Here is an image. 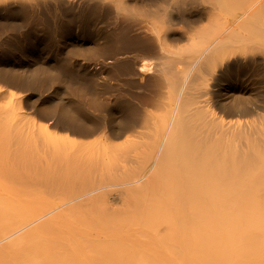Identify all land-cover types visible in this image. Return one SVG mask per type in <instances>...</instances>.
<instances>
[{"label": "bare ground", "instance_id": "obj_1", "mask_svg": "<svg viewBox=\"0 0 264 264\" xmlns=\"http://www.w3.org/2000/svg\"><path fill=\"white\" fill-rule=\"evenodd\" d=\"M8 32L35 48L24 66L0 53V79L27 91L60 83L27 105L72 153L56 164L41 141L37 163L0 164V190L27 178L53 196L113 203L125 187L133 205L125 217L107 214L115 203L98 216L60 209L0 247V264H264V0H0V37ZM89 138L102 147L88 149ZM14 195L0 193V238L32 216Z\"/></svg>", "mask_w": 264, "mask_h": 264}, {"label": "rangeland", "instance_id": "obj_2", "mask_svg": "<svg viewBox=\"0 0 264 264\" xmlns=\"http://www.w3.org/2000/svg\"><path fill=\"white\" fill-rule=\"evenodd\" d=\"M112 26V25H111ZM110 29V30H109ZM114 29V27H105V32H107V33H109V32H111V30H113ZM74 31H79V29L77 28V29H73ZM15 34V35H14ZM1 38V40H0V53H1V55H4V57H3V62H7V64L8 63H10V64H15V63H17L19 60V65L21 64V66H24L25 64H27L25 61H24V63H23V60H21L22 59V56H23V54H27V55H30L31 54V52L34 50V48H35V46H31V45H34L33 44V42H31L28 38H27V36H24V35H22L21 33H14V32H8L7 33V35L6 34H3V36H1L0 37ZM8 38V39H7ZM8 43H11V44H9V45H11V46H13L12 48H11V46H9L8 45ZM18 43V44H17ZM17 44V45H16ZM2 46V47H1ZM19 46V47H18ZM23 46H24V48H23ZM9 47V48H8ZM22 47V48H21ZM31 47V48H30ZM32 47H34V48H32ZM28 48V49H27ZM10 49V50H9ZM25 49V50H24ZM27 49V50H26ZM11 50L13 51V50H15V52H14V54L12 53L11 54ZM8 51H10V52H8ZM18 51L20 52V53H18ZM26 52V53H25ZM29 52V53H28ZM16 53V54H15ZM18 53V54H17ZM6 54H11L10 56H8V58H6L7 57V55ZM19 54H21V57L19 56ZM15 55V56H14ZM6 56V57H5ZM17 56V57H16ZM19 56V57H18ZM14 57V58H13ZM86 57V58H85ZM8 59V60H6V59ZM13 58V59H12ZM82 58V59H81ZM80 59H79V61L80 62H82V64H92V65H90L89 66V70L91 71V72H93L94 71V73L95 74H97V76L100 78L99 80V82L100 83H102V82H109L108 81V79H106V77H105V72H103L105 69H104V66L101 64V62H100V60L99 59H97V58H93V57H88V56H83V57H81ZM12 59V60H11ZM14 59H16V60H14ZM87 59H92V60H87ZM5 60V61H4ZM14 60V61H13ZM40 60V59H39ZM17 61V62H16ZM87 63H86V62ZM89 61H91V62H89ZM93 64L95 65V66H93ZM92 69H93V71H92ZM89 71V72H90ZM103 72V73H102ZM147 77V76H146ZM57 84H56V86L54 85L55 84V82H51V83H48V84H46V85H48V86H46V85H43V86H41V87H38V88H36V89H34V90H25V89H21V88H19V87H17V86H14V85H10V84H7V83H5L3 80H1L0 79V86H2V87H0V88H3V91L6 93L7 92V96L6 95H1L2 94V92L0 91V95L1 96H3L4 98H5V96H6V98L8 97V98H10L9 100H3L2 102H0V109H1V106H3L2 108V111H5L4 110V107H6V106H10L8 109H7V107H6V112L7 111H9L8 113H6V112H2V111H0V116L1 117H3V116H5V114L3 115L2 113H6V116L8 117L7 119H9V120H7V121H9V122H7L6 121V116H5V121H6V123H8V124H6V123H4V122H2L4 119H2V121H0V129L2 128V127H4V128H2L1 130H0V132L2 133V131L4 132L5 130H6V132H8V133H6L5 135L7 136V137H5V135H1L0 134V151L1 152H3L2 151V148L1 147H3V150H4V152H5V156H4V158L2 157V154L4 155V153H0V156H1V158H2V160H1V158H0V164L1 165H8V164H6L7 162H9V159H12L11 160V164L12 163H14L13 165H16V163L18 164V162L19 163H21V164H24L26 161H24V160H27L28 162H34L35 161V163H37V159H39V157L41 158V156L43 155L42 154V150L44 149V147L47 145V147L46 148H48V150H50L51 152H50V154L52 155V157L54 158V162L57 164V162H58V164H62L63 163V158H59V156L61 157H68V155H70L71 153H72V151L70 150L69 151V149H66V146H69L68 145V143L67 142H65L64 141V139H62L61 138V136L62 135H64L65 134V132H63V131H59V130H55L56 132H57V135L56 134H54V132L55 131H53L54 129H51L52 130V132H53V134H54V136L52 135V137H53V142H52V140H51V133L52 132H47V130H43L42 128H44L43 127V125L47 122V120H45L42 116H41V114L36 110V109H34L32 106H29V105H27V101H28V99H35V100H38V101H40V99H43V98H46V97H49V96H51L52 94L54 95L55 94V92L58 90V87L60 86V83L59 82H56ZM110 83V82H109ZM258 85L259 86H261L260 88L262 89V90H264V82H259L258 83ZM5 86V87H4ZM5 88H6V91H5ZM12 90V91H11ZM25 90V91H24ZM53 90V91H52ZM37 91V92H36ZM138 91H140V90H138ZM13 92V93H12ZM29 93V94H27V93ZM33 92V93H32ZM51 92V93H50ZM141 92H143V90H141ZM30 93H31V95H30ZM24 94V95H23ZM26 94V95H25ZM38 95H40V96H38ZM25 96V97H24ZM37 96V97H36ZM42 96V98H40ZM2 97V99H4ZM34 97V98H33ZM39 97V98H38ZM15 98V99H14ZM25 98V99H24ZM12 99H13V102H12ZM21 101H20V100ZM24 99V100H23ZM112 99H114V97L113 96H106V97H103L101 100L103 101V102H105V103H107V104H111L112 102H113V100ZM0 100H1V98H0ZM19 100V101H18ZM35 100H32V101H35ZM10 103H12V104H10ZM6 105V106H5ZM22 112V113H21ZM24 115V117H23V115ZM31 114V115H30ZM10 117V118H9ZM31 117V118H30ZM38 119V121L40 120V123L41 122H43V123H41V126H42V128H41V126L39 127V125L38 124H40V123H38L37 122V119ZM24 118H30L29 119V125L30 126H28V122L27 121H25V123H27V125H26V127L24 126V128H23V125H24ZM1 120V119H0ZM13 120H15L14 121V123H12L11 124V121H13ZM28 120V119H27ZM1 123H2V125H4V126H2L1 125ZM4 123V124H3ZM5 124L6 125H8V126H5ZM43 124V125H42ZM13 126V127H12ZM27 126L28 127H33V130L31 131L30 129H28L27 128ZM35 126V127H34ZM21 127L23 128V130L21 129ZM29 130V131H27V134L25 133V136H29V135H31L32 134V136H34L33 138L32 137H30L29 136V138H27L26 137V139H25V136H23L22 134H24V133H22L21 131H24V130ZM21 130V131H20ZM50 130V131H51ZM46 131V132H45ZM33 132V133H32ZM31 133V134H30ZM39 134V135H38ZM50 135V136H49ZM55 135H56V137H55ZM4 136V140H3V137ZM24 138H23V137ZM38 137H41L40 139L38 138ZM50 137V138H49ZM77 137V136H76ZM35 138V139H34ZM36 138H38V140L36 141ZM49 138V139H48ZM55 138V139H54ZM57 138V139H56ZM30 139V140H29ZM35 140V143L36 144H39V145H34L33 144V142H34V140ZM92 138H89V139H85V140H91ZM94 140H91L92 142H90V143H94L95 145H91L90 143H89V141H88V143H87V141H85L87 144H90L89 146L87 145V147H88V149L89 148H93V149H96L97 148V146H99V147H102V145H103V139H96V138H93ZM29 140V141H28ZM58 140V142L56 143V141ZM99 140V141H98ZM101 140V141H100ZM20 141L22 142V143H20ZM41 141H43V143L44 144H46L45 146H44V144H42L41 145ZM48 141H51V142H48ZM96 141H98V142H96ZM12 142H13V144H12ZM16 144H15V143ZM39 142V143H38ZM96 142V143H95ZM100 142V143H99ZM51 144L52 146H49V144ZM57 144V146H55V144ZM18 144V145H17ZM102 144V145H101ZM3 145H5V148H4V146ZM22 145V148H20L19 146H21ZM54 145V146H53ZM97 145V146H96ZM17 146V147H16ZM39 146H41L42 147V149H41V147H39ZM44 146V147H43ZM49 146V147H48ZM51 147V148H50ZM70 147V146H69ZM86 147V148H87ZM18 148V150H20V149H25L26 151H27V153H26V151H25V153L26 154H23L24 153V149H23V151H20V152H17L16 154H15V152L17 151V150H15V152H14V149H17ZM20 148V149H19ZM53 148H54V150H53ZM88 149H86V150H88ZM61 150H63L62 152H61ZM122 150V149H121ZM12 151V152H11ZM54 151H55V155H53V153H54ZM65 151V152H64ZM69 151V152H68ZM118 151V153H120V154H123V151H120V150H117ZM21 152H23V153H21ZM57 152H58V154H57ZM73 152H75V151H73ZM122 152V153H121ZM8 153V154H7ZM19 153L21 154V156L19 155ZM28 153H29V155H28ZM60 153H62V155H59ZM32 154V155H31ZM63 154H64V156H63ZM20 157H19V156ZM13 156H16V157H13ZM29 156V157H28ZM31 156H33L34 157V160L32 161V157ZM24 157H25V159H24ZM31 157V158H30ZM19 158V159H18ZM17 160H18V162H17ZM57 161V162H56ZM10 165V164H9ZM139 169H137L136 168V170H135V172L133 173V174H137L136 173V171H139L140 172V168L141 167H138ZM150 173H151V171H149ZM149 173V174H150ZM148 174V175H149ZM148 175L145 177V179L143 180V181H141L140 183H138V184H134V185H136V186H134V185H132L133 187H137V186H142L143 184H144V181L146 180V178L148 177ZM18 179V181L19 182H17V183H11V181L10 182H8L9 184H7L6 186H3L2 188H1V190H0V193L2 194V193H5V191L8 189H10V190H12V191H14V192H16V195H14V196H12V197H14L15 199H14V201L13 202H17V204L15 203V205L17 206V205H19V204H30L31 206H32V209H31V214H32V216H31V218H29V223H24V225L22 226L21 225V227H19L18 226V228L16 227L13 231H11V232H9L8 234H4L5 236H3L2 238H0V247H3V246H5V243H10L11 241H13V240H15L16 239V237L18 238L19 237V235L21 236L22 234H25V233H27L28 232V230L30 231L31 229H33V228H35V227H37L38 225H41V224H43V222H44V220L42 219V218H44L46 221L45 222H47V221H49V220H51V218H54V217H56L57 215H61V212L59 213V210L61 209L62 210V214L64 213V212H66V210L68 209V210H70V208H72V207H75V208H77V211H76V209H74L73 208V211H75V215H77V213H78V215L79 216H83L82 214V212L84 211V214H86L88 211V216H90V215H94L95 214V216H98V213L96 212V211H99L98 209H102V205L103 204H107V205H113L114 203H115V205L119 208V209H115V213H112V212H114V210H112V211H106L107 212V214L109 213V214H111L112 216L113 215H115V216H117V217H125V216H128L127 214H129L131 211H130V207H129V205H133L132 203H133V200H131V195L129 196L128 194H126L125 195V193L127 192V191H129V189L127 188H125V187H123V188H120L121 189V194H122V198H124V200L126 201V203L128 202V204H126L125 203V201H123V202H121L120 200H118V201H114L113 203H112V201H110V199H109V201H107V200H105V198L104 199H102V198H100V199H93L94 200V202H96L97 204H98V206H97V204L95 203V204H93L94 202H92L93 200L92 199H89V198H87L88 199V202L87 203H85V200H84V198L86 199V197H84V198H80L82 201H80V200H78V199H75L74 200V197H72V199L71 200H69L70 198H71V194L69 195V193L67 194V191H66V193H64V194H60V193H62L63 191L62 190H58V189H56V192L57 193H55V194H59L57 197H56V195L54 194V196L52 195L53 194V192H52V194H51V192L50 193H47V192H44L43 191V189H42V186H41V184L40 183H38V182H35V180H30V179H27V178H17ZM1 180V179H0ZM14 181H17V180H15L14 179ZM13 182V181H12ZM20 182H23V184L22 183H20ZM27 182V184H25ZM34 183H38L37 185H33ZM26 185V188H25V185ZM12 185V186H11ZM15 185V186H14ZM28 185V186H27ZM33 185V186H32ZM11 186V187H10ZM23 186H24V192H23ZM30 186V187H29ZM36 186H38V188L40 189H38ZM31 187H32V189H31ZM35 187V188H34ZM132 187V188H133ZM14 189V190H13ZM17 190V191H16ZM19 190H21V191H19ZM37 190H39V194H40V197H39V194L36 192ZM127 190V191H126ZM35 193H34V192ZM58 192H60V193H58ZM123 192H125L124 194H123ZM29 193H31V194H29ZM45 193H46V195H45ZM129 193H130V191H129ZM35 194V195H34ZM43 194H44V196H43ZM66 194L70 197H66ZM61 195V196H60ZM63 195H65V196H63ZM28 196H31V197H28ZM16 197L19 199H16ZM47 197V198H46ZM63 199H62V198ZM65 197V198H64ZM67 198H68V200H67ZM121 198V200H123ZM44 199H46V201H45V203H43L44 201H42V200H44ZM52 199V200H51ZM59 199V200H58ZM86 199V200H87ZM102 199V200H101ZM17 200V201H16ZM40 202H39V201ZM91 200V201H90ZM130 200H131V202L132 203H130ZM20 201H22V203H20ZM67 201V202H66ZM75 201H76V203H75ZM77 201H80V202H77ZM25 202V203H24ZM46 202H47V204H46ZM49 202V203H48ZM73 202V203H72ZM85 204H84V203ZM90 202V204H88ZM32 203V204H31ZM42 203V204H41ZM54 203V204H53ZM83 203V204H82ZM123 203V205H119V204H122ZM44 204L46 205V206H44ZM64 204V205H63ZM77 204V205H76ZM82 204V205H81ZM93 204V205H92ZM50 205H51V207H50ZM75 205V206H74ZM90 205H92L91 206V208H92V212H91V208H86V206L87 207H89ZM99 205L101 206V207H99ZM106 205V206H107ZM114 205V206H115ZM62 206H64L63 207V209H62ZM123 206V207H122ZM127 206V207H126ZM18 207V206H17ZM40 207V208H39ZM81 207V208H80ZM123 209H122V208ZM84 210H83V209ZM132 208V207H131ZM38 209H40V210H38ZM89 209V210H88ZM94 209V210H93ZM100 209V210H101ZM120 209H122V210H120ZM60 210V211H61ZM82 210V211H81ZM128 210V211H127ZM39 211H40V213H39ZM54 211V212H53ZM64 211V212H63ZM94 211V212H93ZM102 211H103V209H102ZM57 212V213H56ZM81 213V215H80V213ZM52 213V214H51ZM89 213H90V215H89ZM97 213V214H96ZM120 213H121V215H120ZM51 214V215H50ZM86 214V215H87ZM45 215V216H44ZM54 215H56V216H54ZM122 215H125V216H122ZM43 216V217H42ZM47 217V218H46ZM43 220V221H42ZM31 222V223H30ZM23 227V228H22ZM28 227V228H27ZM30 227V228H29ZM163 227V226H162ZM161 227V228H162ZM165 227V226H164ZM21 228V229H20ZM27 228V229H26ZM18 229H20V230H18ZM162 230H164V228H162ZM17 231V232H16ZM16 236V237H15ZM6 244V245H7Z\"/></svg>", "mask_w": 264, "mask_h": 264}]
</instances>
